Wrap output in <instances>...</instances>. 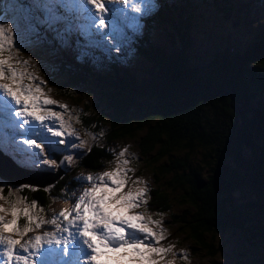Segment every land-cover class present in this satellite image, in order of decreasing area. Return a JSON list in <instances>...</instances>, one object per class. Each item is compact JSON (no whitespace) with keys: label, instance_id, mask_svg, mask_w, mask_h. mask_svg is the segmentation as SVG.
<instances>
[{"label":"trees","instance_id":"16d2710c","mask_svg":"<svg viewBox=\"0 0 264 264\" xmlns=\"http://www.w3.org/2000/svg\"><path fill=\"white\" fill-rule=\"evenodd\" d=\"M185 1L191 0H167L160 6L172 15L171 21L167 17L162 21L173 25L179 50L167 51L148 34L132 37L135 59L144 61L139 72H121L107 57L103 64L93 51L73 50L79 59L70 72L75 81L90 77L109 88L100 95L104 109L95 115L85 110L80 113L82 126L94 127L97 142L74 169L50 187L32 185L38 190L18 192L29 204L35 200L48 210L58 200L71 199L78 190L81 184L74 179L75 170L104 169L113 158L107 144L136 137L140 160L145 159L148 166L154 163L164 176L149 188L145 213L158 220L169 216L170 224L181 230L194 250L213 260L225 232L258 236L264 243V228L256 223L264 205L257 199L245 203L236 199L237 192L250 189L264 200V30L245 49L224 48L204 64L185 52L191 44L187 29H183L188 24L175 21L176 12L187 15L179 7ZM222 2L221 13H231L225 8L237 6L231 0ZM243 7L238 6L236 12ZM95 62L103 66V74L94 67ZM120 65L132 68L128 62ZM59 66L66 70L65 62ZM154 175L158 179L157 173ZM8 186L4 195H8ZM54 197L58 198L53 201ZM248 222L251 224L245 226Z\"/></svg>","mask_w":264,"mask_h":264},{"label":"snow or ice","instance_id":"6c2138e0","mask_svg":"<svg viewBox=\"0 0 264 264\" xmlns=\"http://www.w3.org/2000/svg\"><path fill=\"white\" fill-rule=\"evenodd\" d=\"M132 2L33 0L20 5L22 22L6 23V18L0 17V139L7 135L15 145L13 162L18 166H29L22 165L23 160L30 161L33 167H58L57 160L49 155L56 150L54 146L91 151L74 127L73 121L81 123L79 116H73L67 104L50 96L52 88L38 71L32 70H38L39 62L23 57L25 32L34 41H40V29L46 26L62 44L74 34L88 36L92 44L115 40V51L119 52L121 44L128 42L122 27L118 26L119 18L126 15L125 7ZM154 7V0H140L134 12L147 15ZM33 8L41 15H34ZM17 135L24 138L18 141ZM68 137L74 140L70 142ZM110 151L114 154L111 163L115 167L77 177L87 186L71 209H62L50 219L41 215L44 208L38 201L29 204L27 197L9 198L25 188L37 191L36 187L9 185L5 196V189L0 186V201H4L0 203L2 264H82V261L83 264H174L167 259L169 254L188 258L187 252L175 253V245L161 244L167 239L162 220L139 211L147 206L150 189L147 181L133 179L135 169L129 166L132 161L127 158L128 146L118 153L115 149ZM64 162L71 165L75 160L67 155L60 163ZM22 218L23 225L19 223ZM46 225L51 230L40 231Z\"/></svg>","mask_w":264,"mask_h":264},{"label":"rangeland","instance_id":"374dc122","mask_svg":"<svg viewBox=\"0 0 264 264\" xmlns=\"http://www.w3.org/2000/svg\"><path fill=\"white\" fill-rule=\"evenodd\" d=\"M237 6L235 9L226 7L225 10L231 13H221V6L224 4L222 0H191L188 2H182L179 4L180 8L185 12V14H180V12L175 13V21L182 22L185 25L188 24V27L185 26L183 29H187V39L191 44L186 45L185 52L192 58H198L204 64L211 60V57L217 52H221L222 49L226 48L230 50H243L245 49L249 42L261 33L264 30V0H231ZM33 0H0V17H5V22L20 23L23 19L22 9L20 5H26L32 3ZM161 2H167V0H154L155 7L147 15L137 14L134 12L135 6H140V0H133V2L125 7L126 15L119 18V25L122 27L124 34L128 37V42L121 44L120 51H115V45L117 41L111 40L106 44L96 43L92 44L90 38L81 34L72 35L66 44H62L55 38V33L48 30L47 27H42L40 29L41 39L40 41H34L30 38V33L25 32L23 45H22V55L24 58L32 57L35 61L39 62V68L32 69L38 71V74L42 76L48 84V87L52 88L50 96L57 101L67 104L70 109L73 110V116H79L80 113L85 110L89 111L90 114L95 115V112L104 109V104L101 103V94H104L105 91H109L102 83H99L93 80L90 77H86L83 81H75L76 78H73L70 72H73L75 69V64L79 60L75 56L74 49H81L82 51L95 53V57L99 59L103 64V61H114L118 67V70L121 72L136 73L142 70L144 66V61L140 57L135 59V54L132 52L130 44L133 43L132 37L136 38L145 34L150 36V39L154 41L156 45L164 47L167 51L179 50L181 47L180 41L177 39L176 34L174 33L173 25L167 24L162 20L167 17V20H172V15L168 14L167 9L160 8ZM173 4H177V1ZM238 6H244V10L240 11L238 14ZM26 11V9L24 10ZM223 11V10H222ZM34 15L40 16L41 13L36 9H32ZM111 15V13H109ZM135 17V19H133ZM148 17H151L149 22ZM183 17H186L185 19ZM191 22V24H190ZM81 42V43H80ZM60 45V46H57ZM111 49V50H110ZM73 54V55H72ZM79 55V54H78ZM125 55L126 57L120 59L118 56ZM72 56V57H71ZM107 57V59L105 58ZM94 62V59L90 58ZM65 62L66 70H62L59 64ZM199 61V62H201ZM123 62H128L132 65V68H124L120 64ZM101 74L104 73L103 66L95 62L94 66ZM47 91V88H45ZM264 99V98H263ZM60 110V109H57ZM67 118V117H66ZM74 127L80 133V136L83 140L88 142V146L91 147L97 142V134L95 133L94 127H83L81 123H75L73 121ZM95 135L96 139L93 140L92 136ZM24 137L17 135L16 139L22 140ZM6 139V142H5ZM101 139L103 137L101 136ZM100 139V140H101ZM68 140L71 142L74 140L72 137H68ZM79 143L78 140L75 141ZM0 144L5 148V151L15 152V145H13L6 135L3 139H0ZM128 146L129 154L127 156L132 162L129 165L131 168L135 169L133 179L141 178L147 181L148 187L152 185L155 186L156 183H159L163 180L164 176L161 175L155 167L154 163L146 165V160L141 159L138 154L139 150L137 148V139L136 137L124 138L115 140L112 143L107 144L106 150L112 155V161H114V154L110 149H115V152L118 153L124 147ZM55 151L51 152L50 158L56 159L58 162V167L49 168L48 166L33 167L35 171H28L29 173L22 171H17L19 177L10 176L5 180L1 178L0 181L4 183L0 184L5 188V185H10L13 188H18L20 184H29L36 185L33 179L27 177V174L30 173H46L42 169L45 167L51 171L59 170L53 174L55 175L51 178L50 181H53L54 184L56 179H58L62 171L70 172L74 169L79 158L87 151V149H73L67 147V145L54 146ZM250 151L248 150V154ZM67 155H72L75 162L71 165L66 162L60 163L63 161V157ZM250 155V154H249ZM1 163H4V166L8 165L6 159L7 157L1 154ZM12 162L11 160H9ZM111 161V162H112ZM24 164L28 163L31 165L30 161H21ZM107 163L105 168L97 171L91 172L87 169H77L74 171V179L78 181L77 177L87 175L89 173L95 175L104 170H111L115 167L114 163ZM12 164H14L12 162ZM15 166V165H11ZM139 169H136V167ZM44 167V168H43ZM1 169V167H0ZM24 170V169H21ZM13 172V171H11ZM1 173V172H0ZM21 173V174H20ZM58 173V174H57ZM157 173L158 179L154 175ZM51 174V173H49ZM57 174V175H56ZM130 175H132L130 173ZM23 176V177H22ZM46 181V178H44ZM81 185L78 188L79 190L75 192V196L72 194V198L69 201H56L54 202L48 210H45L41 215H44L46 218H51L50 216L59 210L68 208L69 205L75 203L76 197L82 192L83 188L87 186L82 181H78ZM50 183V184H51ZM51 184V185H52ZM51 185H45L42 183L41 187H50ZM37 186V185H36ZM131 186V185H130ZM127 190V189H125ZM8 196V195H5ZM264 196V193H263ZM17 197H20V193L16 192L14 195L9 197L14 200ZM258 196V192L252 191L250 189L244 190V192H237L236 199L239 203H245L246 201H259L264 205V200ZM255 199V200H254ZM174 202L178 203V199H174ZM4 203V201H0ZM8 205L5 204V207ZM146 207H142L139 211L144 212ZM245 210L250 213L249 208ZM146 214V213H145ZM11 219V216H8ZM153 218V217H152ZM153 219H156L155 217ZM159 220L163 221V228L166 229L167 239L161 241L163 246L175 245L174 252L181 253L187 252V259L180 260L179 255L169 254L167 256L168 260L174 261V264H180L184 260L188 264H264V243L257 236L256 238L248 237L245 233L239 231H229L223 233L219 238V250L217 256L212 259L203 251L194 250V247L190 245V242L186 241L183 238L181 230H179L174 224L171 225L170 217H163ZM21 225L25 223L23 220L19 222ZM257 225H260L264 228V213L260 209ZM251 223L248 222L245 226H249ZM48 225L45 226V229ZM40 231H44L41 229ZM261 234V233H259ZM34 235L29 233V236ZM253 238V239H252ZM179 257V259H177Z\"/></svg>","mask_w":264,"mask_h":264},{"label":"bare ground","instance_id":"6f19581e","mask_svg":"<svg viewBox=\"0 0 264 264\" xmlns=\"http://www.w3.org/2000/svg\"><path fill=\"white\" fill-rule=\"evenodd\" d=\"M5 142H6V139H5ZM1 158L2 157H1V153H0V167H1V169H0V172H1L0 175H1V178L5 179V180H8L7 178H10V176H13V175L15 177H19L18 176V173H16L17 171H22V173H25V172L29 173L28 171L21 170V168L17 167L16 165L15 166H11V165H14V164H12V162H10L9 159H6L7 162H8V165L5 166V167H3L4 166V163H1ZM11 171H13V172H11ZM54 176L55 175L49 174V173H40V174L39 173H30V174H27V177L34 178L33 180L35 182H33V183H35L37 186H40L42 183H44L45 185H50V183L53 182V181H50V180ZM44 178H46V181H45ZM69 200L70 199L64 200V201H69ZM58 213H59V211L54 212L53 214H58ZM52 215L50 217H52ZM44 230H51V226L48 225V227L46 229H44Z\"/></svg>","mask_w":264,"mask_h":264}]
</instances>
